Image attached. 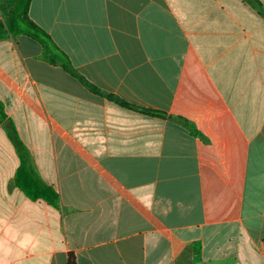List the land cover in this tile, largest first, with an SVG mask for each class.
<instances>
[{"label":"crops","instance_id":"crops-1","mask_svg":"<svg viewBox=\"0 0 264 264\" xmlns=\"http://www.w3.org/2000/svg\"><path fill=\"white\" fill-rule=\"evenodd\" d=\"M258 1L31 0L98 91L39 41H0V103L59 195L55 207L15 186L0 120V264H264Z\"/></svg>","mask_w":264,"mask_h":264},{"label":"trees","instance_id":"trees-1","mask_svg":"<svg viewBox=\"0 0 264 264\" xmlns=\"http://www.w3.org/2000/svg\"><path fill=\"white\" fill-rule=\"evenodd\" d=\"M251 3L260 12H263L262 5L258 0H246ZM31 0H0V9L3 20H0V41L8 36L17 37L25 35L31 37L42 45L44 59L51 64H58L69 74L76 77L81 83L92 89L98 91L91 86L81 75H79L73 68L69 58L57 45L53 42L51 37L38 25H36L29 17V8ZM171 118L187 127L194 136H202L197 129L187 120L180 117ZM0 120H7V115L4 111L3 105L0 103ZM6 129L14 144L20 157V166L15 175V186L23 191L28 197L33 200L42 199L52 206H59V195L50 186L44 184L36 175L32 168L30 155L26 146L20 139L14 124L11 120L6 121ZM262 255L264 258V241L261 244ZM70 264H74V259L71 257Z\"/></svg>","mask_w":264,"mask_h":264}]
</instances>
